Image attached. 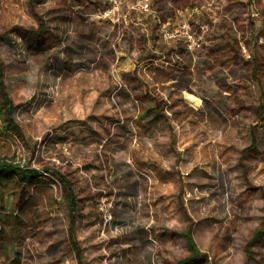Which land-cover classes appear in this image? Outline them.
I'll return each mask as SVG.
<instances>
[{
  "label": "rangeland",
  "instance_id": "obj_1",
  "mask_svg": "<svg viewBox=\"0 0 264 264\" xmlns=\"http://www.w3.org/2000/svg\"><path fill=\"white\" fill-rule=\"evenodd\" d=\"M0 72V159L42 175L0 187V264H79L62 176L82 264H264V0H0Z\"/></svg>",
  "mask_w": 264,
  "mask_h": 264
},
{
  "label": "trees",
  "instance_id": "obj_2",
  "mask_svg": "<svg viewBox=\"0 0 264 264\" xmlns=\"http://www.w3.org/2000/svg\"><path fill=\"white\" fill-rule=\"evenodd\" d=\"M43 26H44V23L41 22V28ZM0 76H1V72H0ZM2 88H3V85H2ZM2 96H3L4 103L6 105H9L10 103H9V100L7 98V94L5 93V91L2 92ZM10 113H11V108L6 113L8 122H11V119L9 117ZM253 144H254V141H253ZM46 172L50 173L49 171H46ZM40 177H42L41 172L36 169L25 168L14 162L0 159V187L4 186L5 188L6 185L4 181H11L17 185H23V186L34 184V182H36V180H38ZM61 179H62L63 187L66 192V201L68 203L69 210H70V213H69V216H70L69 241H70L73 251L76 254L79 264H82L81 263V259H82L81 251L76 241L75 232H74L75 213L77 210V200H76L73 186L71 185V183L63 176L61 177ZM263 233H264V219L262 221L261 228L253 234V237L251 241L249 242V245L255 242L258 239V237ZM183 236L187 241V247L190 253L189 257L185 260V262L202 259L207 256L204 253H202L200 248L197 246V243L193 236V224L192 223H189V226ZM8 264H22L21 256L16 254L14 258L11 261H9Z\"/></svg>",
  "mask_w": 264,
  "mask_h": 264
},
{
  "label": "built area",
  "instance_id": "obj_3",
  "mask_svg": "<svg viewBox=\"0 0 264 264\" xmlns=\"http://www.w3.org/2000/svg\"><path fill=\"white\" fill-rule=\"evenodd\" d=\"M141 13H151L152 6L149 3L140 5L138 9ZM171 24L163 25L161 28V39L166 42L167 45L181 43L185 45L188 51H195L201 48L202 34L208 31V25L200 27L201 34L194 31L188 22L182 24H174L171 28Z\"/></svg>",
  "mask_w": 264,
  "mask_h": 264
},
{
  "label": "crops",
  "instance_id": "obj_4",
  "mask_svg": "<svg viewBox=\"0 0 264 264\" xmlns=\"http://www.w3.org/2000/svg\"><path fill=\"white\" fill-rule=\"evenodd\" d=\"M187 7L188 6H186V8L184 10L181 9V13L182 14H185V12H188V8ZM197 10H198L197 8H191V10H190L191 13H189V14L193 15L195 12H197Z\"/></svg>",
  "mask_w": 264,
  "mask_h": 264
},
{
  "label": "bare ground",
  "instance_id": "obj_5",
  "mask_svg": "<svg viewBox=\"0 0 264 264\" xmlns=\"http://www.w3.org/2000/svg\"><path fill=\"white\" fill-rule=\"evenodd\" d=\"M190 98H191V99H194V100L196 99L195 97H190ZM200 149H201V150H198V151H197V154H198V155H199L200 153H202V151L204 150V148H203V147H202V148H200Z\"/></svg>",
  "mask_w": 264,
  "mask_h": 264
}]
</instances>
